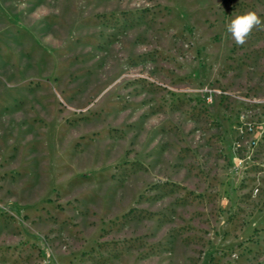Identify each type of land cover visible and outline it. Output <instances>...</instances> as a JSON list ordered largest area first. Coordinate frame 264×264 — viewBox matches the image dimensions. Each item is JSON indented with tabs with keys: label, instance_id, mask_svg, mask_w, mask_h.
<instances>
[{
	"label": "rangeland",
	"instance_id": "rangeland-1",
	"mask_svg": "<svg viewBox=\"0 0 264 264\" xmlns=\"http://www.w3.org/2000/svg\"><path fill=\"white\" fill-rule=\"evenodd\" d=\"M264 0H0V264H264Z\"/></svg>",
	"mask_w": 264,
	"mask_h": 264
},
{
	"label": "clouds",
	"instance_id": "clouds-1",
	"mask_svg": "<svg viewBox=\"0 0 264 264\" xmlns=\"http://www.w3.org/2000/svg\"><path fill=\"white\" fill-rule=\"evenodd\" d=\"M254 29L264 30V20L254 10L238 14L226 25V31L238 46L244 45Z\"/></svg>",
	"mask_w": 264,
	"mask_h": 264
}]
</instances>
